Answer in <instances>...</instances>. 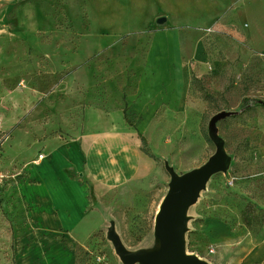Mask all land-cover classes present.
<instances>
[{
  "label": "rangeland",
  "instance_id": "374dc122",
  "mask_svg": "<svg viewBox=\"0 0 264 264\" xmlns=\"http://www.w3.org/2000/svg\"><path fill=\"white\" fill-rule=\"evenodd\" d=\"M82 1L0 0V264H16L18 237L29 235L19 192L34 142L77 139L61 124L80 131L87 107L122 110L146 172L100 193L102 225L85 245L58 235L76 264H125V254L158 250L173 182L208 166L215 138L224 165L183 214L224 231L189 240L186 251L208 264H264V24L251 34L228 15L172 49L155 23L83 57L91 42L82 47L73 24L81 17L86 31Z\"/></svg>",
  "mask_w": 264,
  "mask_h": 264
},
{
  "label": "crops",
  "instance_id": "0c3cea01",
  "mask_svg": "<svg viewBox=\"0 0 264 264\" xmlns=\"http://www.w3.org/2000/svg\"><path fill=\"white\" fill-rule=\"evenodd\" d=\"M82 4L86 31L80 29L81 17L73 24L81 46L83 42H91L80 50L83 57L111 45L121 36L147 31L159 17L166 19L165 34L171 38L172 49L176 44L173 40L178 42L176 49H179L181 40L195 38L196 32L228 15L236 19L237 15L241 16V22L251 34L258 24H264V0H83ZM80 61L76 58L69 63ZM74 122L61 125L77 139L67 142L52 134L34 142L31 149L34 159L25 167L26 181H22L19 192L28 220L24 232L29 235L18 237L16 264H76L75 257L62 246L58 235L68 233L70 242L71 237L76 236L77 241L85 245L89 234L102 225L100 214L95 211L100 207V193L143 175L142 164L146 158L122 110L87 107L82 112L80 131ZM38 153L43 157L37 161ZM185 180L173 182L169 200L175 195V184ZM202 187L203 184L187 191L186 203L177 214L172 233L174 246L177 245L182 257L208 264L185 248L189 240L206 235L215 241L224 231L218 224L198 228L183 214ZM160 251L159 246L150 255L125 254L123 261L150 264ZM249 259L250 256L246 260Z\"/></svg>",
  "mask_w": 264,
  "mask_h": 264
},
{
  "label": "water",
  "instance_id": "95a60500",
  "mask_svg": "<svg viewBox=\"0 0 264 264\" xmlns=\"http://www.w3.org/2000/svg\"><path fill=\"white\" fill-rule=\"evenodd\" d=\"M165 22L166 19L164 17H159L155 21L157 25H163ZM215 141L217 144V151L208 166L197 172L192 177L187 178L185 181L175 184V195L171 198V200H167V204L161 218V251L156 258L150 261V264H199L192 257H182L177 249V245L176 248L174 246L172 231L175 220L177 224V214L186 203L185 201L187 198L185 199V196L189 188L193 187L195 190L198 186H201L207 179L208 175L224 163L222 143L219 138H215Z\"/></svg>",
  "mask_w": 264,
  "mask_h": 264
},
{
  "label": "trees",
  "instance_id": "16d2710c",
  "mask_svg": "<svg viewBox=\"0 0 264 264\" xmlns=\"http://www.w3.org/2000/svg\"><path fill=\"white\" fill-rule=\"evenodd\" d=\"M124 120L126 121V122H128L126 119H125V116H124ZM129 124V123H128ZM3 132H1L0 131V156H1V153H2V141H3ZM139 136H140V138H141V141H142V143H143V145H145V138L143 137V136H141V134L139 133ZM244 221L246 222V224H248V222H247V220H245L244 219Z\"/></svg>",
  "mask_w": 264,
  "mask_h": 264
},
{
  "label": "bare ground",
  "instance_id": "6f19581e",
  "mask_svg": "<svg viewBox=\"0 0 264 264\" xmlns=\"http://www.w3.org/2000/svg\"><path fill=\"white\" fill-rule=\"evenodd\" d=\"M160 224V211L157 213L156 215V219H155V226H159ZM199 258V257H198Z\"/></svg>",
  "mask_w": 264,
  "mask_h": 264
},
{
  "label": "built area",
  "instance_id": "2783aa9c",
  "mask_svg": "<svg viewBox=\"0 0 264 264\" xmlns=\"http://www.w3.org/2000/svg\"><path fill=\"white\" fill-rule=\"evenodd\" d=\"M42 157H43V154H42V153H38V154H37V159H36V160H37V161H38V160H41V159H42ZM210 251L212 252V251H213V249H212V250H210Z\"/></svg>",
  "mask_w": 264,
  "mask_h": 264
}]
</instances>
